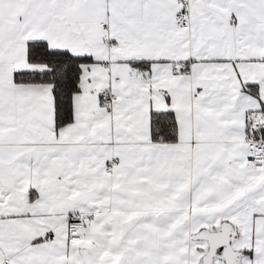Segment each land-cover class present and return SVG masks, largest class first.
Segmentation results:
<instances>
[{
    "label": "snow or ice",
    "instance_id": "snow-or-ice-1",
    "mask_svg": "<svg viewBox=\"0 0 264 264\" xmlns=\"http://www.w3.org/2000/svg\"><path fill=\"white\" fill-rule=\"evenodd\" d=\"M0 264H264V0H0Z\"/></svg>",
    "mask_w": 264,
    "mask_h": 264
}]
</instances>
